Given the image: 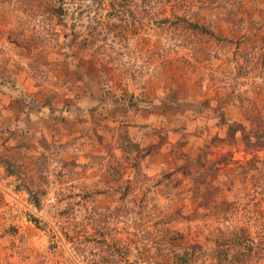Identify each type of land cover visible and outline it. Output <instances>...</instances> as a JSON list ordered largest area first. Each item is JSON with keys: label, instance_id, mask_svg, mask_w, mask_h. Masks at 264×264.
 Wrapping results in <instances>:
<instances>
[{"label": "rangeland", "instance_id": "obj_1", "mask_svg": "<svg viewBox=\"0 0 264 264\" xmlns=\"http://www.w3.org/2000/svg\"><path fill=\"white\" fill-rule=\"evenodd\" d=\"M0 264H264V0H0Z\"/></svg>", "mask_w": 264, "mask_h": 264}, {"label": "trees", "instance_id": "obj_2", "mask_svg": "<svg viewBox=\"0 0 264 264\" xmlns=\"http://www.w3.org/2000/svg\"><path fill=\"white\" fill-rule=\"evenodd\" d=\"M226 128H227V132H226V134H227V137H228V138H234L235 135L239 132V130L236 129V127L233 126V125H227ZM241 135L243 136L242 133H241ZM243 138H245V137L243 136ZM257 147H258V145H257Z\"/></svg>", "mask_w": 264, "mask_h": 264}]
</instances>
